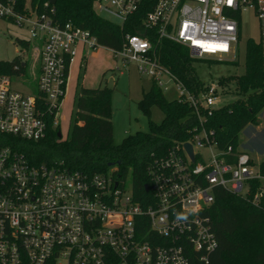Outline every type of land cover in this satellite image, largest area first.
I'll list each match as a JSON object with an SVG mask.
<instances>
[{"label": "built area", "instance_id": "1", "mask_svg": "<svg viewBox=\"0 0 264 264\" xmlns=\"http://www.w3.org/2000/svg\"><path fill=\"white\" fill-rule=\"evenodd\" d=\"M96 6L120 26L142 14L141 29L187 47L194 58L219 61L237 54L242 16L250 11L259 22L264 63V0H98ZM44 7L42 14H21L13 1H0V21L26 30L41 59L37 94L15 90L10 77H0V133L35 142L47 136L48 117L59 127L76 58L86 67L89 52L104 48L88 30L55 22V9ZM110 51L162 90L165 79L176 83L199 119L201 107L209 113L221 107L218 82L192 96L160 66L148 36L128 33L122 47ZM147 176L149 190L145 186L140 196L132 172L124 175L118 164L87 173L63 162L33 165L0 147V264H203L218 246L207 215L216 188L264 205V175L254 159L220 149L206 129L150 163Z\"/></svg>", "mask_w": 264, "mask_h": 264}, {"label": "trees", "instance_id": "2", "mask_svg": "<svg viewBox=\"0 0 264 264\" xmlns=\"http://www.w3.org/2000/svg\"><path fill=\"white\" fill-rule=\"evenodd\" d=\"M0 1H13L15 10L21 14L30 11L42 14L45 4L49 3L55 9L52 15L55 22L60 25L72 22L88 30L107 49H120L128 33H142L153 43L160 66L169 71L176 82L196 98L205 91L206 84L198 77L194 67L200 59L192 57L187 47L160 39L154 32L141 29L142 14L120 26L97 15L95 4L98 0ZM18 43L22 47L30 44L20 39ZM25 66L22 56H18L8 64L0 63V75H20L25 71ZM220 82L227 85V89L234 86L238 99L211 113L201 107V120L183 98L167 100L163 90L153 81L150 90L144 93L138 104L149 119V132L130 135L119 145L114 142L112 90L107 85L96 89L78 85L73 126L67 139L59 138L60 128H54L53 118L48 117V132L43 140L28 141L0 133V147L23 155L33 165L63 162L72 170L87 173L105 172L110 164H118L124 175L132 172L136 193L146 196L148 165L164 159L175 144L189 142L206 129L214 134L220 149L231 147L237 152L240 133L250 125H258V116L264 111V63L259 42L253 39L247 42L245 73L222 77ZM155 106L164 113L160 124L152 121V108ZM259 167L264 175V162ZM258 184L255 182V187ZM207 215L211 219L218 246L209 261L203 264H264V205H254L248 199L219 187L215 189V202Z\"/></svg>", "mask_w": 264, "mask_h": 264}, {"label": "rangeland", "instance_id": "3", "mask_svg": "<svg viewBox=\"0 0 264 264\" xmlns=\"http://www.w3.org/2000/svg\"><path fill=\"white\" fill-rule=\"evenodd\" d=\"M95 10L100 18L117 23L113 16L101 11L97 6ZM18 39L28 41L30 44H25L22 47L18 43ZM249 39L256 42L260 40L259 22L250 11L245 12L242 16V33L236 55L221 61L215 57H206L194 64L198 77L206 85L218 82V85L221 86L222 104L220 106L233 103L238 99L234 91L235 87L227 89V85H222L220 80L222 77L241 76L245 73L246 45ZM39 49L40 46L34 40L29 39L26 30L0 21V63L8 64L18 56H22V59L26 61L25 71L20 75H0V77H10L15 90L25 94L36 92L41 63ZM79 63L80 59L77 57L70 69L67 91L60 109L59 128L63 139H67L71 134L78 85L96 89L108 85L110 80L114 81L111 100L115 144H121L126 137L137 132H149V119L138 106L144 93L148 92L152 86L153 80L149 76L140 73L135 65L124 67L122 62L115 59L114 54L107 48L91 50L87 55L86 67L81 68ZM164 82L163 94L165 98L170 101L178 99L181 93L176 83L168 79H165ZM258 118V125H250L240 133L238 146L240 151L250 154L256 167L264 162V111ZM163 119L164 113L158 107H153L152 121L160 124Z\"/></svg>", "mask_w": 264, "mask_h": 264}, {"label": "water", "instance_id": "4", "mask_svg": "<svg viewBox=\"0 0 264 264\" xmlns=\"http://www.w3.org/2000/svg\"><path fill=\"white\" fill-rule=\"evenodd\" d=\"M51 2L54 3V1H51ZM113 87H114V81L113 80H110V82L107 85V88L110 89V90H112ZM59 138H62L61 132L59 133ZM185 148H186L187 152L190 154V156L192 158H194V155H193V147L190 144H186ZM113 165H115V164H110V166H113ZM148 190H149V188H148V186H146V191H148Z\"/></svg>", "mask_w": 264, "mask_h": 264}, {"label": "crops", "instance_id": "5", "mask_svg": "<svg viewBox=\"0 0 264 264\" xmlns=\"http://www.w3.org/2000/svg\"><path fill=\"white\" fill-rule=\"evenodd\" d=\"M79 59H80V57H79ZM24 62L26 63V61H24ZM39 70H40V73H41V64H40ZM39 76H40V74H39ZM37 82H38V80H37ZM36 88H37V84H36Z\"/></svg>", "mask_w": 264, "mask_h": 264}]
</instances>
